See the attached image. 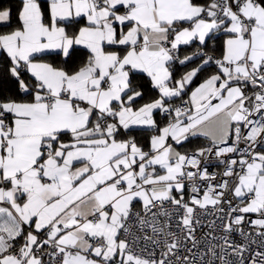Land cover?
<instances>
[{"label": "snow or ice", "instance_id": "snow-or-ice-1", "mask_svg": "<svg viewBox=\"0 0 264 264\" xmlns=\"http://www.w3.org/2000/svg\"><path fill=\"white\" fill-rule=\"evenodd\" d=\"M0 264H264V0L0 6Z\"/></svg>", "mask_w": 264, "mask_h": 264}, {"label": "trees", "instance_id": "trees-1", "mask_svg": "<svg viewBox=\"0 0 264 264\" xmlns=\"http://www.w3.org/2000/svg\"><path fill=\"white\" fill-rule=\"evenodd\" d=\"M7 2L8 0H0V6L5 5ZM141 135L146 138L149 135V133L145 132V133H142ZM201 143H204L203 138L193 140V145L201 144ZM193 145H189L188 147L191 148Z\"/></svg>", "mask_w": 264, "mask_h": 264}, {"label": "built area", "instance_id": "built-area-1", "mask_svg": "<svg viewBox=\"0 0 264 264\" xmlns=\"http://www.w3.org/2000/svg\"><path fill=\"white\" fill-rule=\"evenodd\" d=\"M210 170H214V169H210Z\"/></svg>", "mask_w": 264, "mask_h": 264}]
</instances>
